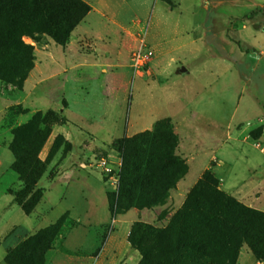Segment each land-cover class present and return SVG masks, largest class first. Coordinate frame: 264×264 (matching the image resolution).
I'll list each match as a JSON object with an SVG mask.
<instances>
[{"label": "rangeland", "instance_id": "1", "mask_svg": "<svg viewBox=\"0 0 264 264\" xmlns=\"http://www.w3.org/2000/svg\"><path fill=\"white\" fill-rule=\"evenodd\" d=\"M84 1L91 9L74 30L80 32L71 44L75 33L63 46L45 33L37 36V42L23 36L34 48L33 67H43V77H47L40 87L48 96L43 101L48 107H39L42 101H35L36 93L29 101L23 87L19 91L1 83L2 95L11 104L0 118V150L7 148L14 161L9 149L14 133L28 125L47 126L49 134L38 149L47 174L59 170L60 160L70 151L65 142L72 145L70 138L77 135L92 141L80 164L89 169L75 170L71 190L52 187L46 203L40 202L36 210H44L47 204L51 209L36 217L25 214L14 200L13 193L22 187V181L11 169L12 161L0 175V264L9 249L28 237V231L54 224L65 210L81 221L73 220L68 212L56 220V235L43 255L44 264L54 259L56 264H64L66 254L76 252L72 249L75 243H79L77 252L90 258L73 260V264H121L127 255L132 261L133 255L139 254L127 241L132 224L138 221L164 227L184 202L174 209L168 192L161 204L144 210L143 215L134 212L139 214L127 218L128 222L122 221L123 213H119L99 223L109 214L102 188L106 192L116 188L119 156L112 142L146 130L131 133L145 118H160L149 129L157 121L168 120L175 133L178 125L174 121L180 122L182 137L191 138L198 133L195 127L203 128L198 148L209 150L190 162L185 181L191 182L213 154L204 172L209 169L214 174L227 196L264 214V0H124L116 16L101 0ZM138 50L145 57L143 69L133 64V53ZM183 66L188 71L184 72ZM145 85L154 90L146 94L147 104L138 105ZM55 106L72 110L74 120L89 125L95 135L53 109ZM139 110L145 114L141 120ZM191 110L190 118L186 115ZM165 114L173 120L163 117ZM84 116L105 124L100 128ZM107 134L110 142L105 144ZM210 134L222 135L208 141ZM81 190L88 194L86 198ZM64 192L65 198L61 197ZM253 222L254 236H264V215L254 217ZM8 237L11 240L7 242ZM256 262L264 264V257H258L243 242L236 264Z\"/></svg>", "mask_w": 264, "mask_h": 264}, {"label": "trees", "instance_id": "2", "mask_svg": "<svg viewBox=\"0 0 264 264\" xmlns=\"http://www.w3.org/2000/svg\"><path fill=\"white\" fill-rule=\"evenodd\" d=\"M90 9L84 0H0V82L22 91L34 65V48L23 40L24 35L37 42V36L45 33L63 46ZM48 134L47 126L28 125L14 133L9 145L14 154L11 169L22 181V187L13 193L14 200L25 214L42 196L36 183L46 163L38 157V149ZM65 144L69 150L71 145ZM177 145V135L168 120L113 140L119 167L116 188L106 192L112 219L130 208H149L167 198L169 190L187 172L185 160L175 152ZM259 215L264 214L221 191L216 177L207 169L166 226L137 221L127 241L141 255L138 264H236L243 242L258 257H264V236L253 234V218ZM58 221L9 249L5 263L44 264L43 255L56 235Z\"/></svg>", "mask_w": 264, "mask_h": 264}, {"label": "crops", "instance_id": "3", "mask_svg": "<svg viewBox=\"0 0 264 264\" xmlns=\"http://www.w3.org/2000/svg\"><path fill=\"white\" fill-rule=\"evenodd\" d=\"M123 2H125V1L124 0H101L100 4L102 6H104V8L106 10H108L111 14H114L116 16L115 12L118 10V7L121 5L120 3H123ZM84 18L82 20H84ZM78 24L70 32L69 38L72 36L71 34H73V33L76 34L73 39L72 38L70 39V41H69L70 44L75 40V38L77 36H79V32L80 31H74L77 28ZM81 32H83V31H81ZM74 63H75V61L73 62V65H74ZM40 68H41V70L39 69V67H35V66L32 68V70L29 73L28 77L24 81L23 90H24L25 97H28L29 101H30V99L35 98V97H37L35 99V101H37V100L42 101V103H40L41 106H39L42 109L43 107H46V108L48 107V106H46L43 103V101H45V99H47L48 96L46 95L45 90L40 87V83L43 82L47 78V77H43V71H42L43 67H40ZM186 71H188V67L187 66L184 67V72H186ZM72 77H74V76H72ZM65 78L69 79V76H66ZM74 80H80V79H79V77H75ZM60 83L61 84L64 83L63 79L60 81ZM147 90H148V92L145 93ZM150 90H154V88H152L151 86H148V85H145L144 87L141 88V91H144V92L142 93V95L139 96V97H141V96L142 97H141V100H140L138 105L147 104V102H145V98L147 97V95H151V91ZM186 90L188 91L187 92V94H188L189 93V88H187ZM35 93L37 94V96L33 97ZM34 103H36V102H34ZM10 104H11L10 101L8 99H6L4 97V95H2L1 82H0V118L4 114L5 109ZM53 109H55L56 111H58L62 115L66 116L72 122L76 123L82 130H87L88 132H90V133L95 135V133L89 128L90 127L89 125H83L82 123L78 122L77 120L76 121L74 120V115H76V114H74L72 112V110L70 111L69 108L63 107V106H58V107L55 106V108H53ZM142 112H143V110L142 111H140V110L138 111V113H139L138 114V120H141L143 117L145 118V114L143 115ZM165 115L166 116H163V117H168V118H171L173 120L172 117L167 116V114H165ZM186 116L191 118L192 117V110H191V112L189 111ZM76 117H78V116H76ZM80 118H82V117H79V119ZM84 118H86V117L84 116ZM86 119H88V118H86ZM158 119H160V118H158V117H154L153 118L152 117V121H150L148 118L147 119L145 118L143 120V123L140 126H138L137 128H134L131 131V133L134 134V132H136L137 130H141L142 128L149 129L151 127V125H152V122L154 123ZM185 119L187 120V118H185ZM90 123H99L100 124V126H99L100 128H103V125L105 124V123H102V122H99V121H90ZM174 124H175L176 127L178 125V127L176 129V132H177L176 135H178V145L176 147L175 152H176V154L178 156H180L181 158H183L185 160L186 165H187L186 174L176 182L174 187H172L169 190L170 202L173 203L174 209L175 208L177 209L182 204V202L185 199V196L188 193V191L195 184V182L200 178V176L202 175L204 170L208 167L210 159L213 158L212 157L213 154H210V157L207 158L206 163H204L202 165L201 169L199 171H197L196 175L194 176V179L191 182L187 183V181H185V177L190 172V165H191L190 162L195 158L196 155L202 153L204 150H209V149H207V148L204 149V147H202V149L198 148V145L200 144V141H201V139H200L201 135H199V134L201 133V131H204L203 128H200V127L196 128L195 127V131H198V133L195 132L196 134L192 135L193 138H192V136H190L191 138H188L186 136L182 137V135L180 134L181 123L180 122L178 123V122L174 121ZM55 126H57V125H54L53 129H55ZM217 128H219V127L217 126ZM221 132H223V131L221 130ZM221 135L222 134H220V136ZM209 136L210 137H208L209 138L208 141H210V140L211 141H213V140L215 141L216 139H218L220 137V136L213 137L211 134ZM66 138H68V137L66 136ZM70 141H71V144H72L71 148H70V151L68 152V154L63 156L62 159L60 160L59 170L55 174H53L52 176H49V174H47V171H45L42 174V176L38 179V181L36 183V188H41L42 189V196H41L40 200L38 201V203L35 205V207L32 209V211L28 215L41 217L44 214V212H46L48 209H51V205L47 204L46 207L44 208V210L42 208H40V210L38 212L36 210V208H37V206L39 205L40 202H42L43 204L46 203L47 192L52 187L60 186L61 189H65V192L68 191L69 189L71 190V187H72L71 183L75 179V172H76L75 170H78V171L83 170L84 172H88L87 170L89 168L87 166L82 167L80 164H83V162H82L83 158L88 155V151H89L88 146H90V144H92V141H91V143H88L87 141H84L81 137H79L78 135L75 136V139L71 137ZM94 141H95V138H94ZM108 142H110V136H108V134H107L104 143L107 144ZM7 150H8L7 148H3V149L0 150V175L6 169H8V167L10 166V164L13 161V159H11L10 155L8 154ZM213 152L214 151H212L211 153H213ZM7 162H8V164H7ZM6 164H7V166H6ZM43 178H45L44 179L45 183L42 186L41 181L43 180ZM102 189H103V193H104V196L106 198V201H107V208H108V200H107L106 193H105L106 191H104V187ZM65 192L62 193L61 197H64V198L66 197ZM81 192H82L81 195H83L84 197L88 196V194L83 192V190H81ZM8 195L10 196V194H8ZM155 207L156 206H153L152 208H155ZM135 210H137V211H135ZM144 210H149V209L148 208H142V209L130 208L125 213H123L121 215L122 216L121 219L124 222H128L127 218L130 219V217H133L136 214H139V213H134V212H142V215H143V212H145ZM64 212H68L69 216L73 220H76L77 222L81 221L79 219V217H76V218L73 217L72 214L70 213V210H65V211H63V213ZM109 217H110V212L108 214L107 219L104 220V221H100L99 223H106L109 220ZM56 220H55V222H56ZM50 224H52V223H49V224H47L45 226L39 225L34 230L28 231V236L35 234L40 229H42V228H44V227H46V226H48ZM71 229H75V227L71 228ZM8 240H11V237H8L6 239L7 242H8ZM66 242H67V235H66L63 243L66 244ZM77 246H79V243H75V246L72 248L76 252L70 253V255L66 254L67 259H62L64 264H73L72 263L73 260H77L78 261V260H85L87 258H90V255H84V254H81V253L77 252L78 251L77 250ZM66 249L71 251V249H69V248H66ZM108 254L110 256L114 255V251L112 250ZM129 258L130 257H128V255L126 257H124L121 264H138V262L140 260V255L139 254L138 255H133L132 261H129L130 260ZM66 260H69L70 262H67ZM3 262H4V264H6L4 260H3ZM55 262L56 261L54 259L53 261H51L50 264H56Z\"/></svg>", "mask_w": 264, "mask_h": 264}, {"label": "built area", "instance_id": "4", "mask_svg": "<svg viewBox=\"0 0 264 264\" xmlns=\"http://www.w3.org/2000/svg\"><path fill=\"white\" fill-rule=\"evenodd\" d=\"M133 64L136 66V67H139V68H142L146 65V61H145V57L142 53V50H138L136 52L133 53ZM116 181V179H115ZM256 264H263L261 262H256Z\"/></svg>", "mask_w": 264, "mask_h": 264}, {"label": "water", "instance_id": "5", "mask_svg": "<svg viewBox=\"0 0 264 264\" xmlns=\"http://www.w3.org/2000/svg\"><path fill=\"white\" fill-rule=\"evenodd\" d=\"M182 70H184V67H182Z\"/></svg>", "mask_w": 264, "mask_h": 264}]
</instances>
